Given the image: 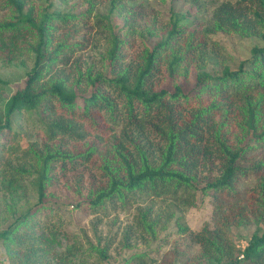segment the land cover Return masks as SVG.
<instances>
[{
	"label": "trees",
	"instance_id": "obj_1",
	"mask_svg": "<svg viewBox=\"0 0 264 264\" xmlns=\"http://www.w3.org/2000/svg\"><path fill=\"white\" fill-rule=\"evenodd\" d=\"M46 1L45 11L36 13L31 0H0L9 11L0 20V65L34 56L23 86L6 100L0 93V193L15 219L0 232V243L9 257L16 264H76L79 243L57 254L63 233L37 216L47 211L49 187L99 162L106 182L77 207L97 214L108 205L136 207L123 248L130 249L136 235L156 240L168 228L175 213L159 209V202L187 211L202 192L212 196L213 222L191 233L200 246L193 261L264 264V232L246 243L234 232L264 223V0L223 3L207 23L195 6L177 15L179 0H171L165 24L150 19L142 4L127 9L123 0H83L82 12L74 6L78 0H59L67 13L50 12L57 0ZM91 17L92 27L109 33L110 77L72 62L88 48ZM218 34L257 43L237 67L225 60L221 72H208L209 64L218 65ZM139 39L142 51L128 60L124 49ZM2 86L7 83L0 78ZM25 114L38 117L46 143L22 148L18 123ZM26 175L37 177L31 184L38 202L18 217ZM250 177L256 182L243 193L242 180ZM176 226L188 230L178 220ZM109 247L91 244L90 250L104 262ZM78 264L87 261L78 258Z\"/></svg>",
	"mask_w": 264,
	"mask_h": 264
},
{
	"label": "rangeland",
	"instance_id": "obj_2",
	"mask_svg": "<svg viewBox=\"0 0 264 264\" xmlns=\"http://www.w3.org/2000/svg\"><path fill=\"white\" fill-rule=\"evenodd\" d=\"M35 5L36 13L44 12L49 3L46 0H31ZM56 1V0H55ZM54 1V2H55ZM76 6L77 12L79 9V2ZM100 5H104L110 0H94ZM93 1V2H94ZM127 9L129 6H137L142 4V9L149 16L150 19L156 18L159 23H167L171 18V0H123ZM241 0H179L175 3L176 14L185 15L187 9L191 6L198 7L200 16L204 23H207L215 11V9L223 3H230L238 7ZM74 3L75 0H70ZM95 3V2H94ZM242 3L241 7L251 6V4ZM63 8V9H62ZM28 10V7L26 8ZM63 10L64 13L69 12L64 5L57 0L52 11ZM84 7L80 10L82 12ZM128 11V10H127ZM174 11V12H175ZM76 13V11H74ZM9 11L5 8H0V20L7 18ZM146 15V16H147ZM91 17L88 21V30L91 31V39L88 48L84 51L78 52L75 55L77 65L82 71L92 68L95 73H102L106 77H110V67L105 61L106 51L109 48L108 32L92 27L95 21ZM115 21L120 23L119 17L114 15ZM76 23V21H73ZM121 24V23H120ZM122 25H120L121 27ZM143 27V21L140 23ZM119 32V31H116ZM125 30L121 31V36L124 35ZM216 52L219 55L218 65L211 63L207 67L208 72H221L223 69L222 62L227 61L232 68L238 66L240 61L250 55L251 48L257 43L256 40L242 39L236 35L226 36L218 34L214 36ZM142 40L131 41L132 45L128 49H124V56L128 60H132L143 49ZM152 43V42H151ZM149 45V43H148ZM34 64V56L25 57L22 61L17 62L14 67H3L0 65V78L7 83V86H2L3 99H7L13 95L18 89L23 86L26 75L31 71ZM87 90V89H86ZM85 90V91H86ZM82 93V91H80ZM90 94V90H87ZM84 93V94H86ZM80 94V93H79ZM84 94H82L84 96ZM81 95V94H80ZM2 103H0L1 111ZM20 136L19 142L22 148H29L32 144H39L40 146L47 141L44 126L38 121V117L34 114H25L18 123ZM99 162L89 164L84 167L77 176L73 174L61 179L60 183L49 187L46 191L47 198L45 199L46 213L40 212L37 216L42 223L47 217L51 222H56L55 228L59 229L63 235L60 237L62 245L55 248L57 254H65L68 247L75 242L81 246V253L77 254L76 264L78 258L85 259L87 264H197L193 261V257L200 252V246L192 241L191 233H198L206 223L213 222L214 206L211 195L204 196L202 192L196 195V202L192 208L187 211L175 209L174 206L168 202H159L158 207L168 214L175 213V219L170 222L168 228L159 234L158 239L151 238L142 239L141 236H134L131 240L132 247L125 249L122 246L123 233L127 226L134 220L136 215V207L122 208L120 205L114 207L108 205L104 211L100 213H93L89 210L87 205L83 204L77 207L78 204L86 202L90 196V192L103 185L106 178L102 177V172L97 169ZM36 176L24 177V186H26V199L18 206V217L25 213V211L35 206L38 202L37 193L31 182L36 180ZM38 180V179H37ZM256 180L253 177L242 180L241 191L246 193L249 188L254 186ZM10 204L5 200L0 193V232L5 230L14 218L10 212ZM176 220L183 227L187 228V232H179L176 226ZM236 241L248 242V238L254 233L264 232V223L260 225H252L244 228L235 229ZM244 238V239H242ZM107 242H110L109 259L100 262L99 256L91 252L90 245L104 247ZM83 252V253H82ZM187 262V263H186ZM0 264H16L6 253L4 246L0 243ZM17 264L19 263L17 261ZM203 264H215L214 262H206Z\"/></svg>",
	"mask_w": 264,
	"mask_h": 264
}]
</instances>
